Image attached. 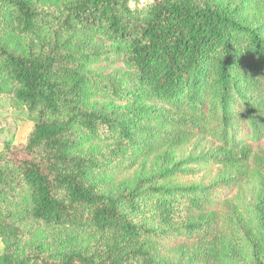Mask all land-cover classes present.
<instances>
[{
	"label": "trees",
	"instance_id": "16d2710c",
	"mask_svg": "<svg viewBox=\"0 0 264 264\" xmlns=\"http://www.w3.org/2000/svg\"><path fill=\"white\" fill-rule=\"evenodd\" d=\"M0 96V264H264V0H0Z\"/></svg>",
	"mask_w": 264,
	"mask_h": 264
},
{
	"label": "rangeland",
	"instance_id": "374dc122",
	"mask_svg": "<svg viewBox=\"0 0 264 264\" xmlns=\"http://www.w3.org/2000/svg\"><path fill=\"white\" fill-rule=\"evenodd\" d=\"M152 1L153 0H135V7H141L143 5L150 4ZM103 66H105V69ZM103 66L97 65L95 67L96 72L101 73L100 71H103L105 74H109L112 71V68H110L107 64ZM30 126L31 124L27 118V113L24 110L13 109L10 104L0 96V149L3 142L5 141H11L15 145L25 141L27 135L30 132ZM191 148L192 147H188L185 150L184 155H190ZM214 172L215 168H212L211 172L207 168H202L195 178L192 179L199 180L202 177L207 179L210 173L213 175ZM2 247L3 245L0 243V250Z\"/></svg>",
	"mask_w": 264,
	"mask_h": 264
},
{
	"label": "clouds",
	"instance_id": "9594fccd",
	"mask_svg": "<svg viewBox=\"0 0 264 264\" xmlns=\"http://www.w3.org/2000/svg\"><path fill=\"white\" fill-rule=\"evenodd\" d=\"M136 4H135V0H129V7L132 8V7H135ZM147 13V9H145V14Z\"/></svg>",
	"mask_w": 264,
	"mask_h": 264
}]
</instances>
